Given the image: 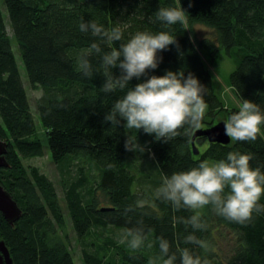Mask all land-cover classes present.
<instances>
[{"label": "trees", "instance_id": "obj_1", "mask_svg": "<svg viewBox=\"0 0 264 264\" xmlns=\"http://www.w3.org/2000/svg\"><path fill=\"white\" fill-rule=\"evenodd\" d=\"M180 6L185 24L165 25L156 19L159 8ZM83 21H95L109 31L119 27L122 39L108 43L81 32ZM197 26L209 29L211 37L198 39ZM161 31L174 36L176 43L157 51V68L146 70L139 80L133 77L124 89L105 93L103 55L119 50L137 32ZM92 43L101 51L87 57L92 74L86 77L77 70V60ZM222 52L234 65L227 85L236 107L224 104L209 69ZM18 60L29 87L41 92L34 112ZM167 71H183L185 77L191 73L204 87L207 109L201 127L185 125L167 141L141 129L136 137L144 150L127 151L125 140L135 130L105 117L130 88ZM108 75L118 77L121 69L109 68ZM245 99L264 113V0H0V141L7 144L8 164L0 169V185L21 211L12 226L0 214V240L12 263L74 264L66 215L53 183L23 163L47 154L62 174L70 176L74 169V180H62L61 192L74 235L93 241L83 244L89 248L82 250L84 264H163L167 257L161 253L160 238L169 242L174 264H181L184 248L208 264H264V212H253L252 219L241 224L218 215L211 205L176 209L155 194L165 176L203 161L226 160L229 152L251 154L250 167L264 173V124L255 141L220 145L196 137L198 154L192 150L196 131L211 128L220 115L225 121ZM228 191L225 188V194ZM259 203L264 205V195ZM197 212L204 229L178 222ZM108 228L123 233L142 228L145 243L136 250L109 238L106 247L96 245L99 233ZM223 233L233 238L225 257L215 250L216 236ZM190 234L207 247L186 243Z\"/></svg>", "mask_w": 264, "mask_h": 264}, {"label": "clouds", "instance_id": "obj_2", "mask_svg": "<svg viewBox=\"0 0 264 264\" xmlns=\"http://www.w3.org/2000/svg\"><path fill=\"white\" fill-rule=\"evenodd\" d=\"M156 19L165 25L177 22L185 24L187 17L180 7L159 8ZM81 32H91L103 42H113L122 39L123 33L119 27L110 31L95 21L81 22ZM176 43L175 37L166 31L156 34L137 32L120 49L113 48L103 55V66L107 79L103 85L105 93L117 88L124 89L135 77L145 75L146 70L158 66L157 51L165 50ZM98 43H92L77 60V70L84 76H91V67L87 57L93 52L100 53ZM122 57V59H121ZM119 67L121 75H108L109 68ZM204 87L189 73L183 71H167L163 76H151L143 82L130 88L125 96L114 105V110L105 119L115 125L124 121V128L135 130V134L127 135L125 149L127 151H143L138 144L136 132L143 130L155 139H168L178 135V129L189 125L201 127L207 104L203 98ZM264 124V113L256 103L242 100L239 110L224 121V133L233 141H255ZM251 154L229 152L226 160L209 164L203 161L191 170L172 173L163 178L162 186L156 190V197L169 201L176 209L185 207L191 210L211 205L214 211L229 221L244 224L252 219L253 212H264V205L259 203L264 195V173L259 168H251ZM225 188L229 191L225 194ZM194 230H201L206 225L201 221L197 212L187 220L178 218ZM146 236L142 228L127 229L121 236L120 243L127 242L133 249L144 245ZM186 243L207 247L204 241L194 235L185 238ZM148 247H152L149 243ZM159 247L167 259L163 264H174L175 254L169 255L170 245L166 239L160 238ZM181 264H208L199 256H193L189 249L184 248L180 253Z\"/></svg>", "mask_w": 264, "mask_h": 264}, {"label": "rangeland", "instance_id": "obj_3", "mask_svg": "<svg viewBox=\"0 0 264 264\" xmlns=\"http://www.w3.org/2000/svg\"><path fill=\"white\" fill-rule=\"evenodd\" d=\"M2 13H3L5 20L7 21L8 17H7V13H6L5 9H2ZM195 32H196L198 39L211 37V31L207 28L202 27V26H197L195 28ZM18 63H19L20 72L24 78L23 83H24V87H25L27 95H28L30 106L32 108V112H34L35 102L41 96V92L37 89H32L29 87V85L25 81L24 70H23L22 64L20 63L19 60H18ZM209 69L211 70V73L213 75L214 86H215L216 92L222 98L224 104L227 107L238 106V102L235 99L233 91L227 85V80H228L229 74L234 69V65H233L232 61L229 58H227L224 55V53L222 52L219 54V57H218L217 61L215 62L214 66L213 67L209 66ZM221 121H224L223 115H220L215 119L214 125L221 122ZM38 129H39V132L42 131V128L38 127ZM202 150H203V148H202ZM23 163L27 167L38 168L40 170V172L43 173L53 183V185H54V187L58 193V197L60 199V202L63 205L64 214L66 215L65 216L66 232H67L69 239H70V242H71V252H72V255L74 257V264H84V262L82 260V250L83 249L87 250L89 248H87L83 244L84 243L91 244V243H93V241L90 238H87V239L81 241L74 235V233L71 229V225H70L68 216H67V212H66L65 204L63 202L62 192H61V181L62 180H68V181L74 180V178H75L74 169H71L72 173H70V176H66V175L62 174L58 170V168L52 163V161L50 160V157L47 154H45L41 158H33V159L24 160ZM122 234H123V232H121L119 230H116L113 228H108L106 231L100 232L98 235V240H96L94 242L96 245L105 246L103 244L109 238L112 242L116 243L117 245H121V244H123V243H120V239H121ZM232 246H233V238L228 233H223L222 235L216 236L215 250L218 252V254L221 257L222 256L225 257L227 254H229Z\"/></svg>", "mask_w": 264, "mask_h": 264}, {"label": "water", "instance_id": "obj_4", "mask_svg": "<svg viewBox=\"0 0 264 264\" xmlns=\"http://www.w3.org/2000/svg\"><path fill=\"white\" fill-rule=\"evenodd\" d=\"M196 137H205L209 144H220L228 145L231 138L227 137L224 133V121H221L211 128L206 130H198L194 133L191 144L192 150L195 155L198 154V150L195 147ZM7 150V144L0 141V169L7 168L8 164L5 160ZM0 214L4 220L9 224L13 225L21 216V211L17 204L12 200L10 195L0 185ZM0 264H13L10 257L8 248L6 247L3 240H0Z\"/></svg>", "mask_w": 264, "mask_h": 264}]
</instances>
